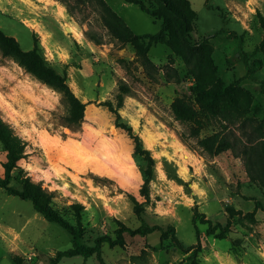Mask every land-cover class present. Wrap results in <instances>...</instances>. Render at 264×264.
I'll list each match as a JSON object with an SVG mask.
<instances>
[{
    "label": "rangeland",
    "instance_id": "374dc122",
    "mask_svg": "<svg viewBox=\"0 0 264 264\" xmlns=\"http://www.w3.org/2000/svg\"><path fill=\"white\" fill-rule=\"evenodd\" d=\"M105 1L135 34L161 28V20L139 5ZM152 1L143 0L147 7ZM188 1L197 14L193 41L225 28L242 36L244 50L253 52L264 39V0ZM0 29L25 51L33 48L36 37L48 63L87 103L83 122L69 127L62 94L0 53V116L27 142L25 158L12 172L14 185L27 177L40 182L54 195L53 209L73 226L77 220L72 205L80 204L82 242L88 246L99 236L116 239L122 226L141 225L129 197L135 195L143 204V220L162 231L146 236L125 232L124 246L104 243L106 264H264V186L250 178L245 164L248 156L258 159L255 129L264 116V95L259 84L241 79L246 69L237 39H211L218 77L226 84L241 79L240 85L261 107L241 117L227 112L226 120L211 119L202 135L223 129L236 147L210 157L181 140L188 130L172 115L175 97L190 94L194 83L183 60L159 44L149 52L157 69L147 72L135 60L134 48L122 46L103 26L96 0H0ZM255 56L263 63L257 79L264 80V52ZM169 65L179 72L181 83L167 82ZM121 81L131 92L124 95L119 114L155 159L148 200L140 195L142 160L133 154V141L116 129L115 116L100 105L111 102L117 107ZM6 161L0 144L1 177ZM227 226L225 238H220ZM71 247L65 229L47 221L31 202L0 188V264H50L57 252ZM59 264L99 262L95 256H76Z\"/></svg>",
    "mask_w": 264,
    "mask_h": 264
},
{
    "label": "trees",
    "instance_id": "16d2710c",
    "mask_svg": "<svg viewBox=\"0 0 264 264\" xmlns=\"http://www.w3.org/2000/svg\"><path fill=\"white\" fill-rule=\"evenodd\" d=\"M96 1L100 8L102 24L108 33L122 46L131 45L135 50V60L140 62L147 72L157 69V65L149 57V52L159 44L170 48L173 54L180 57L185 63L187 76L191 77L194 82L192 91L190 94L176 96L171 104L174 120L184 125L188 130L186 134L180 136L181 140L190 148L196 149L201 155L210 157H216L227 151H234L235 142L225 133V130L222 129L205 136L202 133L211 119L226 120L228 119L227 112L232 113L233 116L241 117L261 107L255 103V97L245 90L240 82L244 78L259 84V90L264 95V80L259 81L256 76L262 70L263 63L255 56L258 51L264 52V39L253 52L244 50L242 36L225 28L217 30L214 34L199 41H193L191 34L197 14L188 0H153L149 7L143 0H125V2L139 5L142 11L161 20V28L158 32L135 34L105 0ZM222 35L239 41V59L246 69L244 77L235 79L229 84L218 77L212 59L214 46L211 39ZM0 53L3 57L13 59L27 73L62 94L63 101L68 107L66 124L69 127L79 126L83 122L87 103H84L74 93L66 76L48 63L36 37H34L33 48L25 51L14 37L7 36L0 29ZM165 75L167 82L179 84L183 80L179 72L170 65ZM119 90L116 108L111 102H103L100 105L107 107L115 116L113 125L116 129L125 132L133 141V154L142 160L140 172L143 176V184L140 188V195L148 200L150 183L155 177V159L151 151L143 146L140 136L134 132L133 127L122 120L119 109L123 107L124 95L129 94L131 89L125 82L121 81ZM257 123L255 130L259 138L257 144L258 159L252 160L248 156L245 164L250 178L264 186V116L257 120ZM113 130L115 131V128ZM190 139H194L195 143L191 144ZM0 144L6 152L7 158L4 164V176H0V188L4 189L8 195L31 202L36 212L40 213L47 221L60 225L72 237V247L66 251L57 252L55 257L50 260V264H59L63 258L76 256L83 258L95 256L99 264H106L102 257L104 243L111 246H124L125 232L131 236H146L155 231H162L159 226H149L143 220V204L135 195L129 194L134 212L142 219L141 225L136 229L122 226L117 231L116 239H112L110 236H99L95 239L93 246L84 244L82 242L84 232L81 215L82 206L80 204L72 205L77 220V226H73L53 209L54 195L45 189L40 182H34L27 177L19 178L18 184H13L15 178L12 172L18 167V163L25 158L27 142L1 116ZM228 227L222 229L220 238H225ZM170 231L174 232V229L171 228ZM208 233L214 232L209 230ZM166 235L167 232H164L163 236ZM17 264H22V262L17 261Z\"/></svg>",
    "mask_w": 264,
    "mask_h": 264
},
{
    "label": "bare ground",
    "instance_id": "6f19581e",
    "mask_svg": "<svg viewBox=\"0 0 264 264\" xmlns=\"http://www.w3.org/2000/svg\"><path fill=\"white\" fill-rule=\"evenodd\" d=\"M65 29H67L70 33H74V35L75 34H77V32L75 31V29L73 28V27H71V26H67V28H65ZM79 34V33H78ZM81 34V33H80ZM146 139H147V144L151 147V146H153V141H152V139H151V137L150 136H148L147 135V137H146ZM145 142V141H144ZM146 144V143H145ZM155 145V144H154ZM180 146V145H179ZM148 147V146H147ZM181 147V146H180ZM189 156V155H188ZM184 158H186V159H188V157L187 156H185ZM185 161V160H184ZM187 162V161H186Z\"/></svg>",
    "mask_w": 264,
    "mask_h": 264
}]
</instances>
